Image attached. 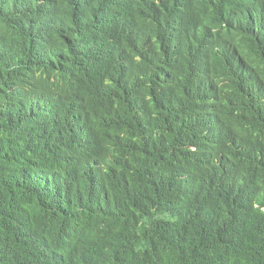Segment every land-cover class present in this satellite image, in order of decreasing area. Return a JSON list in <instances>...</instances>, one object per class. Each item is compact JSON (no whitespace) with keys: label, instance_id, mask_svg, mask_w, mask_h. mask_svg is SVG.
Wrapping results in <instances>:
<instances>
[{"label":"trees","instance_id":"obj_1","mask_svg":"<svg viewBox=\"0 0 264 264\" xmlns=\"http://www.w3.org/2000/svg\"><path fill=\"white\" fill-rule=\"evenodd\" d=\"M263 3L0 0V264H264Z\"/></svg>","mask_w":264,"mask_h":264},{"label":"clouds","instance_id":"obj_2","mask_svg":"<svg viewBox=\"0 0 264 264\" xmlns=\"http://www.w3.org/2000/svg\"><path fill=\"white\" fill-rule=\"evenodd\" d=\"M249 12H250L249 10H246L245 14H249ZM249 20L251 21V23H247V24H249V27L253 29L254 31L264 28V3L260 7V15L258 16L254 15L253 18L249 16ZM256 174L262 175L261 172H256Z\"/></svg>","mask_w":264,"mask_h":264}]
</instances>
